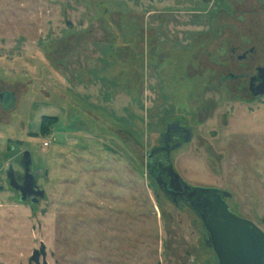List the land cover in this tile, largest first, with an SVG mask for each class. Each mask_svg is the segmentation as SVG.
Segmentation results:
<instances>
[{
	"label": "rangeland",
	"instance_id": "1",
	"mask_svg": "<svg viewBox=\"0 0 264 264\" xmlns=\"http://www.w3.org/2000/svg\"><path fill=\"white\" fill-rule=\"evenodd\" d=\"M257 1L0 0V264L42 243L48 264H219L148 171L176 119L195 137L174 170L264 232V99L219 75L233 46L259 51L225 57L236 71L264 63ZM25 152L46 194L34 206L10 186Z\"/></svg>",
	"mask_w": 264,
	"mask_h": 264
},
{
	"label": "flooded vegetation",
	"instance_id": "2",
	"mask_svg": "<svg viewBox=\"0 0 264 264\" xmlns=\"http://www.w3.org/2000/svg\"><path fill=\"white\" fill-rule=\"evenodd\" d=\"M257 3L258 1L256 4ZM257 5L260 13L264 15V4L259 3ZM225 53V57L227 58L230 55L234 63L245 64L254 60L259 51L256 46H251L249 48L233 46L231 50L228 48ZM225 57L222 58L224 59L222 66L223 72L222 74H219L221 81L223 83L229 81L239 83L240 81H243L246 86L248 98L253 101H261L264 99V95H256L258 90H263L264 63H257L255 60L249 66H245L241 70L236 71L231 66L230 61L225 60ZM209 64L210 63L206 66L208 75L210 70H212V67L209 66ZM188 80L192 82L191 79ZM0 99L4 100L3 102H6L5 107H7L11 104L10 101L12 100V97L6 100L4 94H1ZM11 107H14V105L12 104ZM194 132L195 128L194 126L189 125L188 119H176L175 121L168 122L165 126L164 132L158 138L157 144L150 153L146 155L147 165L152 178L157 182L159 189L165 194V196L171 200L177 208L182 211H190L194 213L198 220L201 221L202 228L205 230L206 244L212 248V242L209 233L203 224L202 217L209 216L212 203H214L217 196H221L226 203L227 199L231 198V196L224 197L225 191L217 189L220 191L218 192L215 191L216 188L213 187L191 185L174 170L172 162L173 153L182 149L185 145L190 144L194 140ZM176 174L178 176H176ZM24 178L25 176L22 177L21 175L15 177L20 184H24ZM32 198L33 197H31L30 200H32Z\"/></svg>",
	"mask_w": 264,
	"mask_h": 264
},
{
	"label": "water",
	"instance_id": "3",
	"mask_svg": "<svg viewBox=\"0 0 264 264\" xmlns=\"http://www.w3.org/2000/svg\"><path fill=\"white\" fill-rule=\"evenodd\" d=\"M262 87L263 90H258L256 95H264V84ZM22 165L25 169L24 184L15 179L11 170L10 186L21 194L23 202L33 197L31 203L34 206L46 194L39 188L36 177L31 172L33 160L30 152L24 153ZM215 191L220 192L217 189ZM228 196L231 195L225 192L224 197ZM202 219L219 264H264V232L255 223L231 212L228 203L221 196H217L212 203L209 216H203ZM46 249L42 243L41 249L34 251L30 264H48Z\"/></svg>",
	"mask_w": 264,
	"mask_h": 264
}]
</instances>
